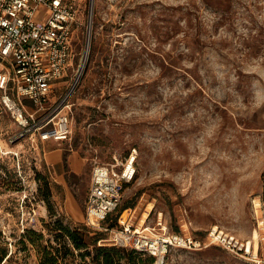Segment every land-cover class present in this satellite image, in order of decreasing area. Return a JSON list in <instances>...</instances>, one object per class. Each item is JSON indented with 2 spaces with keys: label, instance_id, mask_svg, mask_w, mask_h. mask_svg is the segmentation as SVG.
<instances>
[{
  "label": "rangeland",
  "instance_id": "1",
  "mask_svg": "<svg viewBox=\"0 0 264 264\" xmlns=\"http://www.w3.org/2000/svg\"><path fill=\"white\" fill-rule=\"evenodd\" d=\"M68 2L78 9L72 60L84 59L70 137L11 143L16 124L1 115L3 262L39 264L48 244L70 248L61 264H94L92 246L76 249L59 227L112 245L87 215L92 168L133 147L138 173L113 217L129 206L139 223L161 218L202 238L217 226L264 252V0ZM163 264L257 263L211 244L172 249Z\"/></svg>",
  "mask_w": 264,
  "mask_h": 264
},
{
  "label": "built area",
  "instance_id": "2",
  "mask_svg": "<svg viewBox=\"0 0 264 264\" xmlns=\"http://www.w3.org/2000/svg\"><path fill=\"white\" fill-rule=\"evenodd\" d=\"M77 16V7L68 0H0V102L16 124L9 142L26 140L46 145L70 137L71 99L84 60L76 64L72 60ZM66 78L70 79L60 90L57 82ZM137 173L136 147L112 161L93 165L87 215L94 226L108 232L112 244L151 254L155 264H163L172 249L198 250L211 244L264 264V252L260 253L250 240L217 226L202 238L190 231H170L161 218L154 225L139 223L129 206L113 217L125 187Z\"/></svg>",
  "mask_w": 264,
  "mask_h": 264
},
{
  "label": "trees",
  "instance_id": "3",
  "mask_svg": "<svg viewBox=\"0 0 264 264\" xmlns=\"http://www.w3.org/2000/svg\"><path fill=\"white\" fill-rule=\"evenodd\" d=\"M109 220L110 217L106 219V222H109ZM111 224H114V222H112ZM59 228L65 232V234L72 241L76 249H87L88 247L92 246V248L96 252L91 259L94 264H124L122 258L127 255L131 263H137L139 254L146 253L144 251L132 247H126L112 243V245H98V242L100 243V240L102 239V236L99 235L98 231H96V234L90 240H88L86 238V232L80 230L79 228L71 229L70 227L64 226L62 224H60ZM69 252V247H65V250L62 252V249L59 247L51 245L50 248L48 244H45L41 249V258L39 264H61L60 259L65 260ZM80 254L82 257L86 256L90 254V250L86 252H81ZM6 257H9V253L7 251L2 250L0 252V264H6L3 262L4 258ZM147 259V264H153L154 260L156 261L155 256L151 254H148Z\"/></svg>",
  "mask_w": 264,
  "mask_h": 264
},
{
  "label": "crops",
  "instance_id": "4",
  "mask_svg": "<svg viewBox=\"0 0 264 264\" xmlns=\"http://www.w3.org/2000/svg\"><path fill=\"white\" fill-rule=\"evenodd\" d=\"M0 93H1V90H0ZM4 112H6L9 116H10V114L8 113V111L5 109V107L3 106V104L0 102V126H1V115H2V113H4ZM11 117V116H10ZM12 118V117H11ZM15 123V122H14ZM51 142H53V143H59V142H57V141H51ZM54 155V154H53ZM55 157H56V154H55V156L54 157H51V159H55Z\"/></svg>",
  "mask_w": 264,
  "mask_h": 264
},
{
  "label": "bare ground",
  "instance_id": "5",
  "mask_svg": "<svg viewBox=\"0 0 264 264\" xmlns=\"http://www.w3.org/2000/svg\"><path fill=\"white\" fill-rule=\"evenodd\" d=\"M10 152H11V151H10ZM257 235H258V232H257V231H255V232H254V236H253V237H254V238H257ZM252 241H253V240H252ZM256 241H257V240H256ZM250 243H251V241H250Z\"/></svg>",
  "mask_w": 264,
  "mask_h": 264
}]
</instances>
